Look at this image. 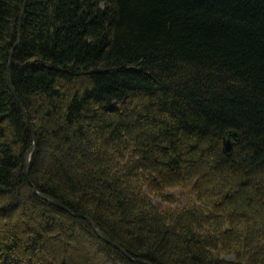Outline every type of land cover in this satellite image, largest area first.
Segmentation results:
<instances>
[{
  "label": "trees",
  "instance_id": "trees-1",
  "mask_svg": "<svg viewBox=\"0 0 264 264\" xmlns=\"http://www.w3.org/2000/svg\"><path fill=\"white\" fill-rule=\"evenodd\" d=\"M23 3L0 0V264H143L71 212L150 264H264V0H27L18 33Z\"/></svg>",
  "mask_w": 264,
  "mask_h": 264
},
{
  "label": "water",
  "instance_id": "water-1",
  "mask_svg": "<svg viewBox=\"0 0 264 264\" xmlns=\"http://www.w3.org/2000/svg\"><path fill=\"white\" fill-rule=\"evenodd\" d=\"M26 2L27 0H24V3H23V7H22V10L20 12V15H19V19H18V25H17V32L19 33V30H20V24H21V19H22V15H23V12H24V9H25V6H26ZM12 53V50L10 52V54ZM10 60H11V55H10ZM9 60V62H10ZM8 80H9V84H10V87L12 89V93L16 99V101L18 102V96L15 92V90L13 89V87L11 86V83H10V63L8 64ZM28 124V123H27ZM232 135V138L234 140H236L238 138V135L234 132L231 134ZM232 142L233 140L230 139L229 137H224L223 139V150L226 152V153H230L231 151V148H232ZM35 149V142L28 148V150L25 152V156H24V165H23V173H24V176L26 177L27 181L29 183L30 182V179H29V175H28V169H29V161H30V155L31 153L34 151ZM34 191L42 198L48 200L49 202L53 203L54 205L58 206V207H61L67 211H70L69 209H67L64 205H62L60 202H58L55 198L49 196V195H46V194H43V193H40L38 192L34 187H33ZM73 213L74 215L76 216H81V217H84L89 223L90 225L92 226V228L94 229V231L96 232V234L101 238L103 239L104 241L108 242L109 244L113 245L114 247H117L118 249L122 250L129 258H131L132 260L134 261H137V262H140V263H143V264H150L149 262L143 260V259H140V258H134L130 255H128L118 244H116L115 242H113L97 225L96 223L91 220L89 217L87 216H84L83 214H80V213H76V212H71Z\"/></svg>",
  "mask_w": 264,
  "mask_h": 264
},
{
  "label": "rangeland",
  "instance_id": "rangeland-1",
  "mask_svg": "<svg viewBox=\"0 0 264 264\" xmlns=\"http://www.w3.org/2000/svg\"><path fill=\"white\" fill-rule=\"evenodd\" d=\"M172 191H175L174 189Z\"/></svg>",
  "mask_w": 264,
  "mask_h": 264
},
{
  "label": "bare ground",
  "instance_id": "bare-ground-1",
  "mask_svg": "<svg viewBox=\"0 0 264 264\" xmlns=\"http://www.w3.org/2000/svg\"><path fill=\"white\" fill-rule=\"evenodd\" d=\"M48 195V194H47Z\"/></svg>",
  "mask_w": 264,
  "mask_h": 264
}]
</instances>
